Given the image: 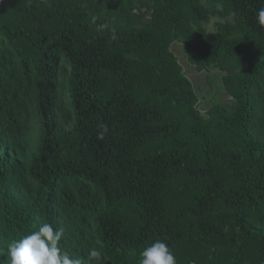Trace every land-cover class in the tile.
Segmentation results:
<instances>
[{"label": "trees", "instance_id": "trees-1", "mask_svg": "<svg viewBox=\"0 0 264 264\" xmlns=\"http://www.w3.org/2000/svg\"><path fill=\"white\" fill-rule=\"evenodd\" d=\"M260 8L0 0V248L50 223L81 264H138L158 239L177 264H264ZM174 42L232 105L201 115Z\"/></svg>", "mask_w": 264, "mask_h": 264}, {"label": "clouds", "instance_id": "clouds-1", "mask_svg": "<svg viewBox=\"0 0 264 264\" xmlns=\"http://www.w3.org/2000/svg\"><path fill=\"white\" fill-rule=\"evenodd\" d=\"M256 16L258 23L264 26V8H260ZM112 38L115 39V35ZM104 131H107L106 127ZM100 138H103V133ZM63 235V228H54L50 223H43L38 230L13 239L6 248H0V257L3 258V264H81L78 258L71 257L62 249L60 242ZM89 258L102 260L101 251L92 248ZM138 264H177V260L168 244L158 239L139 253Z\"/></svg>", "mask_w": 264, "mask_h": 264}, {"label": "rangeland", "instance_id": "rangeland-1", "mask_svg": "<svg viewBox=\"0 0 264 264\" xmlns=\"http://www.w3.org/2000/svg\"><path fill=\"white\" fill-rule=\"evenodd\" d=\"M218 21H223V19L213 16L204 27L207 31L214 32ZM171 51L182 67L183 73L193 85L198 97L197 109L202 116L207 117L208 111L215 105L230 106L233 104V99L223 87L222 78L224 74L221 71L217 69L197 71L194 66L189 64L184 46L180 42H174L171 46ZM197 252L199 251L197 250ZM197 259H199L197 264H206V256L202 252H200V256Z\"/></svg>", "mask_w": 264, "mask_h": 264}, {"label": "water", "instance_id": "water-1", "mask_svg": "<svg viewBox=\"0 0 264 264\" xmlns=\"http://www.w3.org/2000/svg\"><path fill=\"white\" fill-rule=\"evenodd\" d=\"M4 255L6 256L7 255V251L4 250ZM0 264H3V258L0 257Z\"/></svg>", "mask_w": 264, "mask_h": 264}]
</instances>
